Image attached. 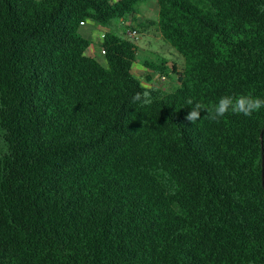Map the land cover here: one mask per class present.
I'll return each mask as SVG.
<instances>
[{"label": "trees", "instance_id": "obj_1", "mask_svg": "<svg viewBox=\"0 0 264 264\" xmlns=\"http://www.w3.org/2000/svg\"><path fill=\"white\" fill-rule=\"evenodd\" d=\"M148 2L0 0V264H264V109L185 120L188 98L264 99V0H157L138 22ZM124 21L183 57L176 90L134 75Z\"/></svg>", "mask_w": 264, "mask_h": 264}, {"label": "rangeland", "instance_id": "obj_2", "mask_svg": "<svg viewBox=\"0 0 264 264\" xmlns=\"http://www.w3.org/2000/svg\"><path fill=\"white\" fill-rule=\"evenodd\" d=\"M149 1H150L149 3L144 4L145 6H147V8H144V5L140 6L139 8L140 12H141L142 7L144 8L143 18H146L144 20L156 19V16L158 15V5H157L156 0H149ZM146 9L148 10L147 15H145ZM139 15L140 13L136 17H138ZM127 21H131V19L128 18ZM93 27L94 26L89 23L86 28H83L81 30V32L87 39H90L93 42L92 43L93 47L97 48L98 54L95 56V58L99 60L100 62L104 63V57L100 49L101 47L100 46L96 47V45H97L98 40L102 38V35H103L102 30L106 31V29L96 27L97 29L95 30ZM90 28H93L94 32L91 33V35L89 33H88L89 35H87L86 32H88L89 30L90 31L92 30ZM118 31H119L118 34H120V36H123L122 34L123 30L118 29ZM138 45L140 47L138 50L134 75L139 80H141L143 85L147 88H151V87L157 88L160 92H163V93H170L176 90L179 86L177 82L178 76L172 73L171 67L173 65H176L178 72L179 73L182 72L183 65H184L183 57L180 54H178L173 48H171L168 44L160 40L158 33L156 32V29H152L151 31H147L143 33L141 35V39L138 41ZM151 48L154 51V53L157 54V56H147V54H144V51L146 50L150 51ZM145 60H149L150 62H153L156 65L159 64L160 60H166L168 62L167 64L168 70L165 73H158V72L153 71L152 69L145 68V65L142 64ZM147 74L150 76L149 79L146 77ZM162 76L166 77L165 82H162L160 80Z\"/></svg>", "mask_w": 264, "mask_h": 264}, {"label": "clouds", "instance_id": "obj_3", "mask_svg": "<svg viewBox=\"0 0 264 264\" xmlns=\"http://www.w3.org/2000/svg\"><path fill=\"white\" fill-rule=\"evenodd\" d=\"M153 98L149 90L142 93L137 92L132 97V103H140L141 105H151ZM188 105H191V111L185 116V120L191 124L196 123L200 118L202 110L206 111L205 119L213 122H219L229 112L233 114L251 117L254 113L264 109V99L254 95H224L211 107L205 108L204 105L194 102L192 98L186 100Z\"/></svg>", "mask_w": 264, "mask_h": 264}, {"label": "crops", "instance_id": "obj_4", "mask_svg": "<svg viewBox=\"0 0 264 264\" xmlns=\"http://www.w3.org/2000/svg\"><path fill=\"white\" fill-rule=\"evenodd\" d=\"M150 2V1H149ZM148 2V3H149ZM156 2H157V0H156ZM147 4V3H146ZM157 5H158V3H157ZM144 8H147V6H145L144 5ZM143 7H142V9H141V12H140V15L137 17V21L138 22H143V21H145L144 19H146V18H143V9H144ZM145 12H146V14H145ZM144 12V14L145 15H147V12H148V10L146 9V11ZM142 18H143V20H142ZM156 19H157V16H156ZM156 19H150V20H156ZM88 24H89V22L88 23H86V24H84L83 26H82V29L83 28H86L87 26H88ZM90 24H92V23H90ZM93 25V24H92ZM94 27V29L96 30L97 28H96V26L95 25H93ZM122 26H123V23H122ZM93 28H90V29H92L90 32L88 31V32H86L87 33V35H91V33H93L94 32V29ZM81 29V30H82ZM119 30H123L122 28H121V24H120V26H119V28H118ZM102 32H103V35H104V33H105V31H103L102 30ZM124 32V31H123ZM89 33V34H88ZM123 34V33H122ZM103 35H102V38H100L99 40H98V42H97V45H96V47L97 46H100L101 47V44H102V41H103ZM160 38V37H159ZM160 40H161V38H160ZM149 44H151V43H149ZM95 45V44H94ZM138 47H140L139 45H138ZM101 49V48H100ZM92 51V52H91ZM100 53V52H99ZM88 54L90 55V56H92V57H95L98 53H97V48H95V47H93V45L91 46V48L89 49V51H88ZM143 54V53H142ZM144 54H147V56H157V54L156 53H154V51L152 50V48L150 49V51H144ZM150 62L149 60H145L142 64L144 65L146 62ZM135 66H136V63H135V65L133 66V73H134V70H135ZM137 66H139V65H137ZM173 67V66H172ZM172 67H171V69H172ZM145 68H148L147 66H145ZM148 69H150V68H148ZM148 79L150 78V76L147 74V76H146Z\"/></svg>", "mask_w": 264, "mask_h": 264}, {"label": "built area", "instance_id": "obj_5", "mask_svg": "<svg viewBox=\"0 0 264 264\" xmlns=\"http://www.w3.org/2000/svg\"><path fill=\"white\" fill-rule=\"evenodd\" d=\"M123 28H124V32H123V36L135 43L136 45H138V41L141 39V34L140 32L134 27L132 26V24L130 22H123ZM102 55H105V52L102 51ZM162 82L166 81V77L162 76L160 79Z\"/></svg>", "mask_w": 264, "mask_h": 264}, {"label": "water", "instance_id": "obj_6", "mask_svg": "<svg viewBox=\"0 0 264 264\" xmlns=\"http://www.w3.org/2000/svg\"><path fill=\"white\" fill-rule=\"evenodd\" d=\"M263 135V132H262ZM262 178H263V188H264V155H263V171H262Z\"/></svg>", "mask_w": 264, "mask_h": 264}]
</instances>
